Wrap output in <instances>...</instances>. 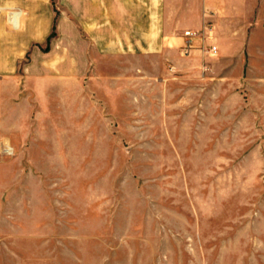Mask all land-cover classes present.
I'll list each match as a JSON object with an SVG mask.
<instances>
[{
    "label": "rangeland",
    "instance_id": "obj_1",
    "mask_svg": "<svg viewBox=\"0 0 264 264\" xmlns=\"http://www.w3.org/2000/svg\"><path fill=\"white\" fill-rule=\"evenodd\" d=\"M55 31L0 37V264H264V38L207 75L95 53L55 83Z\"/></svg>",
    "mask_w": 264,
    "mask_h": 264
},
{
    "label": "crops",
    "instance_id": "obj_2",
    "mask_svg": "<svg viewBox=\"0 0 264 264\" xmlns=\"http://www.w3.org/2000/svg\"><path fill=\"white\" fill-rule=\"evenodd\" d=\"M54 23V44L64 33H69L71 42L69 60L59 59L44 67L55 83H65L61 81L64 74L70 75L73 83L80 80L74 77L84 70H95V53L107 57L164 56L167 60L176 57L197 65L202 75H207L211 63L226 68L240 62L245 49L252 51L254 39L264 38V0H0V37L4 33H24L31 44L41 45L48 42ZM204 27L210 29L188 55L180 52L184 36L171 38L169 34L195 32ZM80 39L86 47L79 52ZM209 46L217 47L216 55L207 52ZM258 50L264 54L263 48ZM50 51L45 53L60 52L55 48ZM8 54L6 63L13 68L14 53ZM25 68L33 70L34 61ZM222 72L217 73L216 80L226 84L232 78ZM80 97L72 100L73 111L82 109ZM88 100L92 110L94 98L89 99L88 95L89 103Z\"/></svg>",
    "mask_w": 264,
    "mask_h": 264
},
{
    "label": "built area",
    "instance_id": "obj_3",
    "mask_svg": "<svg viewBox=\"0 0 264 264\" xmlns=\"http://www.w3.org/2000/svg\"><path fill=\"white\" fill-rule=\"evenodd\" d=\"M10 19H11V21L13 23V21H14L13 14H12V16H11ZM209 29H210L209 27H205L202 32H198V31H195V32H193V31H186L184 33L185 43H184L183 49H184V53L186 55H188L193 49H195V46H196L195 43H196V41L200 37H202L203 35L207 34L206 31L209 30ZM207 52L209 54L216 55L217 52H218V49H217L216 46H209L207 48Z\"/></svg>",
    "mask_w": 264,
    "mask_h": 264
}]
</instances>
